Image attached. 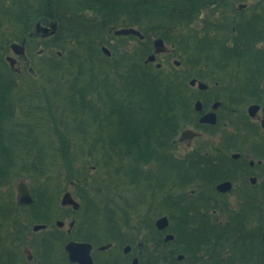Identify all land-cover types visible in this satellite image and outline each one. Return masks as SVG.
<instances>
[{"label": "trees", "instance_id": "trees-1", "mask_svg": "<svg viewBox=\"0 0 264 264\" xmlns=\"http://www.w3.org/2000/svg\"><path fill=\"white\" fill-rule=\"evenodd\" d=\"M228 1L13 0V6L6 10L3 1L0 2V24L12 16L13 23L22 29L17 39L9 37L12 32L0 37V264H12L22 255L23 245L17 246L14 237L21 234L24 238L27 234L10 229L12 218L18 220L13 216L17 206L13 179L20 172L38 171V168L41 172L36 176L46 174L48 178L38 184L41 193L34 191L35 202L30 212L38 203L45 206L56 190H66L74 179L81 184L76 190L81 206L106 209L104 217L112 220L111 223L118 224L125 206L131 210L134 206L139 211L137 223L147 225L151 234L148 243L156 248L150 264H180L175 254L163 253V231L156 226L161 202L168 204L170 227L176 234L174 242L177 240L178 246V240H183L184 249L193 251L190 247L197 245V239L190 226L197 218L190 206L193 198L186 192L192 180V162L185 160L177 165L171 155L177 148L179 133L195 120L191 87L188 76L181 75L179 70L169 71L163 67L164 63L158 67L146 60L155 52L157 37L165 43L173 41L174 53L184 49L181 61L185 64H190L186 57L189 52L194 66L202 53L211 48L208 22L216 20L213 15L217 18L216 12L225 10ZM209 7L207 18L202 19L203 10ZM28 9L36 11L33 17ZM30 20L57 24L56 32L47 40V57L49 52L51 57L38 63L40 74L46 78L41 83L45 81L46 86L40 85L38 77L32 78L34 82L29 78L28 85H21L19 81L23 79L7 59L13 40L29 36ZM199 21L205 28L195 27ZM123 27L138 28L144 39L133 34L120 35L122 39L113 45V54L107 55L102 49L108 41L107 35ZM183 29L188 30L186 37L179 40ZM212 42L220 49L225 47L224 40ZM55 48L56 54L52 52ZM20 107L25 111L22 116ZM43 135H49L52 142L45 144ZM18 160L26 166L23 164L17 172ZM90 165L97 166L100 173L106 169L108 178L103 181L94 177L90 181L93 176L89 173ZM119 170L123 172V182L135 188H145L150 182L156 191L168 180L178 182L167 183L170 191L165 195L153 191V198L137 197L132 205L126 196L121 197L114 190ZM4 185L8 186L5 191ZM147 208L148 215L144 216L141 211L144 213ZM238 233L233 231L231 239L217 237L223 245L231 240L227 246L231 254L222 260L223 246L217 243L214 264L263 263L256 254L257 248L248 247L246 235ZM38 247L34 245L35 252ZM61 250L63 258V247ZM191 259L186 263L194 264Z\"/></svg>", "mask_w": 264, "mask_h": 264}, {"label": "flooded vegetation", "instance_id": "flooded-vegetation-1", "mask_svg": "<svg viewBox=\"0 0 264 264\" xmlns=\"http://www.w3.org/2000/svg\"><path fill=\"white\" fill-rule=\"evenodd\" d=\"M226 12L224 49L218 50L215 62L200 68L199 74L192 78L196 84L192 85V79L189 81L193 117L198 120L192 127L195 135L181 140L188 127L179 133V146H185L176 154L175 162L177 165L185 160L192 162L190 173L196 187L190 192L193 202L189 205L197 218L190 226L197 239V245L190 247L193 251L184 249V241L178 240L176 260L180 264H187L188 258L194 264H214L217 243L223 246L222 260H226L231 254L227 247L231 240L223 245L217 237L231 239L233 231L244 233L248 247H256L258 258L264 260V1H232ZM38 22L41 21L35 23L36 29ZM208 114L215 121H203ZM165 169L168 171V163ZM22 182L27 184L33 198L34 191L39 189L27 181L16 186L17 206L13 216L18 220L12 218L9 225L13 231L27 234L24 238L21 234L14 237L23 250L12 264H57L53 254L58 264H79L70 259L66 250L71 241L91 245L92 264H132L136 258L143 264V253L137 249L140 244L133 240L132 233L127 235L122 230L129 225L111 223L104 217L106 209L82 207L79 197L72 192L78 207L60 201L62 206L53 208V213L52 209L30 212L35 198L31 204L19 203ZM67 222L69 227L65 229ZM167 235L168 232L166 241H175L174 237L167 240ZM34 245L39 246L37 252Z\"/></svg>", "mask_w": 264, "mask_h": 264}, {"label": "rangeland", "instance_id": "rangeland-1", "mask_svg": "<svg viewBox=\"0 0 264 264\" xmlns=\"http://www.w3.org/2000/svg\"><path fill=\"white\" fill-rule=\"evenodd\" d=\"M1 1H3L2 4H4L3 6L5 7V10H6V8H9L12 5V3H13V0H0V2ZM232 1H235V0H229L228 3L232 2ZM252 1H260V0H243V1L242 0H238L236 2L237 3H244V2H249L250 3ZM261 1H264V0H261ZM228 3H226L225 5L228 6ZM227 6H226L225 10L224 9H220L219 12L218 11L216 12L217 18L213 15V19H216L215 21H209L208 24H207V27H210V30H211V33H210L211 40H210V43H209V46H211V48L209 50L207 49V52L202 53V58L203 59L201 58V60H198L196 62V64L193 66V60L190 59L189 52H186V57L190 61V64H185V62L183 63L181 61V59H182V56H185V55H183V52H184L183 50L184 49L174 53L173 52L174 51L173 50V47H174L173 43L174 42L172 41V42L166 43L167 51L158 54L157 55L158 56L157 59L155 61H152L153 64L158 66V63H164L163 67L165 69L169 70V71H174V69L179 70L181 72V75H184L186 77L188 76L187 83L191 87V84L189 83V81H191V79L195 75L199 74L200 68H201V70L204 68L203 62H205V60H209L210 62H215L216 55L220 54V52H218V50L220 49L219 45L218 44H214L212 41L213 40L223 41L225 39L224 37H225L226 32H227V29L225 30V28L227 27V24H228V20L226 19ZM28 10H29V12L32 13L31 17H33V15L35 14L36 11L35 10H31V9H28ZM210 11H211L210 7L208 9L203 10V13H202V16H201L202 19L207 18L208 13ZM11 17L12 16L5 18L4 22L2 24H0V37H1L2 34L4 36H6L10 32H12V35L9 36V37L12 38V39H17L20 36V32L22 31V29H20L19 26H16L13 23V18H11ZM30 21H32L31 22L32 25L30 24V26L28 27V28H31V29L28 30V31H30L29 32V36H28L29 38L25 37L23 40H13V43L16 42V43H20V44H24L25 45V54H21V53L16 52L11 47V44H10V50H9L8 56H11V57L16 59L14 68H16L15 69L16 71H18V69H20L18 71V74H19L18 77L20 79H23V80L22 81L18 80V81H19V83L21 85H28V84H30V82H28L29 78H31L32 82H34L33 79L35 77H38V80L40 81V85L46 86V84L44 83L45 81L43 83H41L42 82L41 80H45L46 78L42 77V75L40 74L41 71H40V68L38 66V63H40V61L43 60V59H48V57L50 56L51 52L48 53L49 55L47 57V50H46L47 46H48L47 40L50 37H52L53 34H45L44 32L38 31V29L35 28V23L37 21H40V20H34V21L30 20ZM39 23L44 24V23H49V22H42V20H41V22H38V24ZM203 25L204 24L201 21H199L198 23H196L195 27L197 29H201L202 27H204ZM50 26H48V27H50ZM27 29H24V31H26ZM115 30L116 29L110 31V33L107 35L108 41H106V43L102 45V49L105 46L109 48V50L111 51V55L113 54V51H112L113 45L119 43L121 41V39H122L120 35L115 34ZM187 31L188 30H184V29L181 30V32H180L181 35L179 36L178 39L181 40L182 38H185ZM36 32H38V33L42 32L44 35H40L42 33H39L37 35ZM173 37H175V35H173ZM155 38H157V37H155ZM188 51H194V50H188ZM52 52L54 54H56V53H58V50L55 48L54 50L52 49ZM59 53H60V56H62L61 51ZM181 54H182V56H181ZM111 55H109V56H111ZM8 56H7V59H8ZM176 61H180V64H177ZM158 67H161V66H158ZM205 78H209V76L206 75ZM54 84L55 83L51 84L50 87H52ZM46 108H48L47 105H46ZM55 108H57L56 105H55ZM19 111H20L19 115H21V116L24 115L25 111H23V109H21V107H20ZM59 112H61V108H59ZM197 121L198 120L195 119L192 122V124L188 126V128H191V129H192V127L195 128V125H196ZM179 136L180 135H178L177 139H176V141L178 143L176 144V142H175V145H176L175 147H177V148H176V150H172V153H171V155H173L175 158H176V154L180 153V150H182L183 147L185 146V145L179 146L180 145ZM43 137H44V139H42V140H43V142L45 140V144H49L50 142H52V138L49 135H43ZM42 140L39 139L38 141H42ZM26 163L30 164V162L28 160H27ZM23 164L26 166V164L24 162L18 160L15 170L16 171L20 170V168H22ZM90 167L91 168L89 170V173H91L93 175V176L91 175L92 177L90 176L91 177L90 181H92V178H94V177L95 178L99 177V180H103V181L108 178L106 176V173H108L106 169L101 170V173H100L99 171H97L98 170L97 166L90 165ZM153 169H154V172L157 173L156 168L153 167ZM43 171L45 172L46 169H43ZM37 172H41L39 168H38V171H36L35 169L34 170L33 169H28L26 172H20L18 176L14 177L13 185L17 186L21 181H27L28 183L32 184L33 187H37L39 183L43 182L44 180H46L48 178L46 174H43V175L37 177L36 176ZM61 173H65V171H61ZM117 173H118L117 176H116L117 178H115L117 180V182H115L114 190L117 189L118 193H120L121 197L126 196L128 198V200H130L132 205L134 204V201H135V199L137 197H138V199L140 197H144V196H146V198H148L149 196H151L153 198L152 193L154 191V188H152V185H151L150 182H147L148 186L145 187V188H135L132 184L126 183L125 181L123 182V179H121L123 172L121 173V170L117 171ZM57 176H58V174H56V177ZM71 182H73V186L71 185ZM177 182L178 181L171 182L170 180H168L166 183H164V185L162 186L161 189L158 188V189H156V191H158V190L162 191V194L165 195L168 191H170L168 186H167V183L174 184V183H177ZM80 185L81 184L79 183L78 180H74V179L70 180V183H69V185H67V189L66 190L65 189H61V190H59V192L56 190L55 193H54V196L52 197V199H47L45 201V206L44 205L42 206V205H40L38 203L37 204V208L36 207L33 208L32 211L37 213L38 211H41V210H38V208L44 207V209H50V210L52 209V213H53L54 212L53 208H59V207L62 206L60 204L61 203L60 201H63V198H64L65 194L67 192H71V194H72V192L76 193L77 187L80 186ZM52 186H53V184H52ZM61 186H63V185H61ZM195 187H196V182H195V180L192 177L191 183L188 184V186L186 188V192L188 193V196H190V195L192 196V194H190V192L192 193V191L195 189ZM5 188H8V186L4 185L2 187V189H4V191H5ZM38 188H41V186H39ZM156 191H154V192H156ZM37 192L39 194V193L42 192V190L40 191V189H38ZM74 198H76V197H74ZM57 199H58V201H57ZM79 199H80V197H79ZM124 200L126 202L128 201L127 199H124ZM79 201H81V200H79ZM125 201L123 203H125ZM139 204L142 205V202H140ZM24 205H27V204H24ZM64 205H68V204H64ZM161 206H162V208L159 209L160 210L159 213L161 215L158 216L156 218V220L159 217H162V216H165V215H167L169 217V219H170V216L167 214L168 204L167 203H163L162 204V202H161ZM129 208H131V207L125 206V208H122V209H125L124 210L125 212L124 213L122 212V215H119V217H118V221L119 222L118 223L121 224L122 227H124L126 225H129L128 227L126 226V227L122 228V230H124L125 233L128 232L127 235H130L131 233L133 234V235L131 234V237L133 238V240L136 241V243L140 244V245L137 246V249L141 250L142 253H143V258H141L142 259V263L143 264H150L151 263V259H152V253L156 249L154 246H150V244L148 243V237L151 236L150 230L148 231L147 225H145V224L144 225L143 224L142 225H138L136 218L138 216L137 213H139V211L138 210L135 211L134 210L135 209L134 206H133L132 210L129 209ZM141 213L144 214V216L148 215V208L144 211V213L142 211H141ZM170 225H171V220H170V224H169L168 227H170ZM68 227H69V222H67V225H66L65 229H67ZM173 231H174V229L172 227H170L168 230L163 232V235H164V238H163L164 241L163 242H164V244H163L162 247L164 249L163 253L171 252V253L176 255L177 254V243H176L177 240H176V242L166 241L165 240V234L167 232H168V234L174 235V238L176 239V236H175L176 234H174ZM165 243H167V245ZM53 257H55V260H56V262L58 264V261H57L58 258H56V255L53 254ZM146 257H147V259H146ZM160 264H169V262L168 263H160Z\"/></svg>", "mask_w": 264, "mask_h": 264}, {"label": "water", "instance_id": "water-1", "mask_svg": "<svg viewBox=\"0 0 264 264\" xmlns=\"http://www.w3.org/2000/svg\"><path fill=\"white\" fill-rule=\"evenodd\" d=\"M57 24L52 23L51 27L48 26H42L41 23L38 24V31H43L46 34H54L56 32ZM115 34L117 35H137L140 38L144 39V34L137 28L135 27H123L115 30ZM11 47L18 53L25 54V45L20 44V43H12ZM104 52L107 55H111V51L109 50L108 47L103 48ZM167 51V45L164 41L163 38H157L155 40V52L151 54L148 59L146 60L147 62H152L157 59V55L163 52ZM8 60L10 61L12 67H14L16 59L8 56ZM177 64H180V61H176ZM161 63H158V66H161ZM192 84H196V79H192ZM201 86H205V84L200 83ZM198 107H200L198 105ZM203 121L211 122L215 121V118L212 117V114H208L202 118ZM195 135V131L191 128H187L183 131L181 140H184L186 138H192ZM19 191H20V199L19 203L20 204H31L33 202V196L30 192L29 187L27 186L26 183L22 182L19 186ZM63 204H72L75 207L79 206V202L75 200L71 192H67L63 198ZM170 224V219L167 215L159 217L156 220V226L160 230L166 229ZM174 235L168 234L166 239H172ZM66 250L68 251L70 255V259L74 262H78L79 264H92V256L90 254L91 250V245L87 243H80V242H75L71 241L66 245ZM132 264H139L138 258L134 260Z\"/></svg>", "mask_w": 264, "mask_h": 264}]
</instances>
